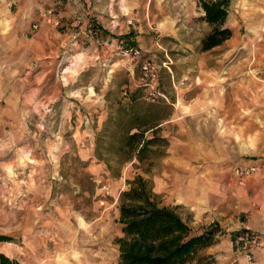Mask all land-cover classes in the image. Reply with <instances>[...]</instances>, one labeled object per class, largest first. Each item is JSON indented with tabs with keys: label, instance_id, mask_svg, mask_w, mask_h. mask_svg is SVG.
<instances>
[{
	"label": "rangeland",
	"instance_id": "1",
	"mask_svg": "<svg viewBox=\"0 0 264 264\" xmlns=\"http://www.w3.org/2000/svg\"><path fill=\"white\" fill-rule=\"evenodd\" d=\"M202 12L197 0H0V250L24 264H79L74 249L82 264L119 258L120 194L137 173L195 229L263 209L264 0H233L234 34L209 51ZM217 80L241 90L202 109L198 84ZM130 129L154 137L143 161L121 149ZM166 170L206 175L226 197L180 201Z\"/></svg>",
	"mask_w": 264,
	"mask_h": 264
},
{
	"label": "trees",
	"instance_id": "2",
	"mask_svg": "<svg viewBox=\"0 0 264 264\" xmlns=\"http://www.w3.org/2000/svg\"><path fill=\"white\" fill-rule=\"evenodd\" d=\"M197 1L203 11L199 19L211 26L201 38V49H211L231 38L234 31L227 19L233 0ZM148 129H130L122 135L121 149L128 157L143 161L149 155L154 137L145 134ZM129 183L120 194L122 234L115 238L119 244L118 264H188L195 259L199 246L215 242L224 232L218 223L195 229L177 206L161 202L143 174L137 173ZM238 234L241 231L233 232V238ZM0 264L24 263L0 250ZM193 264L210 261L200 257Z\"/></svg>",
	"mask_w": 264,
	"mask_h": 264
},
{
	"label": "crops",
	"instance_id": "3",
	"mask_svg": "<svg viewBox=\"0 0 264 264\" xmlns=\"http://www.w3.org/2000/svg\"><path fill=\"white\" fill-rule=\"evenodd\" d=\"M220 45L221 44L217 46ZM217 46H214L211 49H214ZM209 50L210 49L203 51H209ZM206 66H207V70L211 68L216 72H218V68H219L218 65L206 64ZM231 83L233 85L234 90L235 88L236 91L241 90L240 84L234 82H224L221 80H217L215 83L209 82V84L208 81L200 82V84L198 85L201 87V93L200 96H198V99H200L201 101L200 103L201 105H203L202 109H205V107L209 108L210 106H213V104L218 102L219 104H217L216 106H217V110L219 111V106L221 107L220 101H223L226 97V93L224 92V89L225 87L228 88V86L231 85ZM244 87L246 89V87L248 86H244ZM185 103L188 104V102ZM190 104L196 105V102H194V99L192 97ZM261 111L259 113L248 115L246 117L247 118L246 121H249V124H247L248 127L246 126L247 127L246 130H248V132L244 133L245 135H255L251 126V122L256 121L257 114H260ZM232 130L236 131L233 133V135H240L241 132L243 131L242 128L238 129L236 127H234V129L232 128ZM221 131L222 132L224 131L223 128H221ZM201 151L202 149L200 151L199 150L190 151L191 159H193V157L195 156V152H201ZM170 166L172 165H169L168 167ZM178 168L193 170L192 168H188L187 166L186 167L178 166ZM173 171L174 170L169 172L168 170H166V172L163 175V182L171 184V182H173L174 180L173 188L169 191V193L171 194V196L176 197L180 201L182 200L184 201L186 199H188L189 201H197V203L195 202V204L199 206L202 203H209L210 198L212 197H219V198L226 197V193L223 190H226V187H229L228 185H225L223 187L224 189L222 188V185L221 186L219 185V183H217L218 186L212 185L209 183V178L206 175L192 177L191 175L186 174V178L184 176L181 179L180 177L177 176L172 180V177H174ZM230 183H232V181ZM175 206L178 207V205ZM216 219L217 221L214 219L212 220L213 223L211 221L207 222L206 226L202 228H206L212 224L218 223L221 226V228L224 230V232L218 234L215 242L208 245L199 246L195 253V259L193 260V262L201 257L205 261H207L208 259H212V261H210V264H264V206L263 209L260 210L258 209L252 215H250L247 222L240 221V219L237 216H235V213H229L228 211H226L225 216H219ZM188 222L190 223V225H192L191 223L193 222V220ZM222 226H224L225 228H223ZM238 230L241 231V234H245L247 236L246 241L237 240V236L240 234H238L233 238V232ZM234 241L236 243V248ZM248 251H252L254 254V260L252 262H249L245 257V254ZM118 261L119 258L105 259L103 257L94 264H118ZM193 262H189L188 264H193Z\"/></svg>",
	"mask_w": 264,
	"mask_h": 264
},
{
	"label": "built area",
	"instance_id": "4",
	"mask_svg": "<svg viewBox=\"0 0 264 264\" xmlns=\"http://www.w3.org/2000/svg\"><path fill=\"white\" fill-rule=\"evenodd\" d=\"M49 13H52V9H48L47 11L44 12V14H49ZM57 22H58V20H57ZM34 26H37V25L34 24ZM128 50H131L132 52H134L136 54H138L140 52V49L137 46H131ZM150 65H151L150 62L146 61L145 64L143 65V67L148 70L150 68ZM125 93L127 94V90L126 89H125ZM255 168H256L255 165L249 166L246 169H244L243 167H238L237 168V172L249 173L251 170H254ZM237 240L246 241L247 240V236L245 234H240V235L237 236ZM245 257L247 258V260L249 262H252L254 260V254H253L252 251L246 252Z\"/></svg>",
	"mask_w": 264,
	"mask_h": 264
},
{
	"label": "bare ground",
	"instance_id": "5",
	"mask_svg": "<svg viewBox=\"0 0 264 264\" xmlns=\"http://www.w3.org/2000/svg\"><path fill=\"white\" fill-rule=\"evenodd\" d=\"M30 243H31V240H30ZM65 254H64V256L61 253L58 254V256H57L58 260L55 261L54 264H71L70 262H67V263L65 262L68 260V254H67V256ZM72 256L78 259V262H80L79 264H82V262H83L82 259L84 257V254L81 251L74 249ZM48 264H53V263L50 261V262H48Z\"/></svg>",
	"mask_w": 264,
	"mask_h": 264
}]
</instances>
